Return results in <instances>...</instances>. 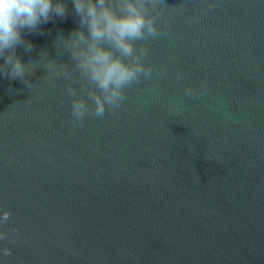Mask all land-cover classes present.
Segmentation results:
<instances>
[{
    "label": "water",
    "instance_id": "95a60500",
    "mask_svg": "<svg viewBox=\"0 0 264 264\" xmlns=\"http://www.w3.org/2000/svg\"><path fill=\"white\" fill-rule=\"evenodd\" d=\"M66 3L17 47L25 77L0 74L3 264H264V0L149 4L150 76L79 121Z\"/></svg>",
    "mask_w": 264,
    "mask_h": 264
},
{
    "label": "clouds",
    "instance_id": "9594fccd",
    "mask_svg": "<svg viewBox=\"0 0 264 264\" xmlns=\"http://www.w3.org/2000/svg\"><path fill=\"white\" fill-rule=\"evenodd\" d=\"M71 4L78 27L67 37L58 35L56 44L70 53L76 68L93 85L88 91L91 104L79 97L71 101L72 117L79 121L89 109L98 117L114 110L125 99L126 87L141 75L150 76L152 69L142 59L147 49L141 46L137 51L135 42L156 36L159 30L147 14L149 4L155 7L156 0H71ZM68 13L66 0H0V74L7 70L12 77L23 79L29 65L16 49L23 46L31 51L25 34L39 32L42 25ZM47 66L57 75L64 71L63 65L57 68L51 61ZM9 215L0 209V225ZM5 238L10 237L0 231V241ZM9 254L8 248L0 249V264Z\"/></svg>",
    "mask_w": 264,
    "mask_h": 264
}]
</instances>
